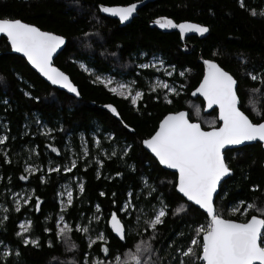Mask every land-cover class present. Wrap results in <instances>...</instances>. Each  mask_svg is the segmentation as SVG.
Masks as SVG:
<instances>
[{
    "label": "trees",
    "instance_id": "trees-1",
    "mask_svg": "<svg viewBox=\"0 0 264 264\" xmlns=\"http://www.w3.org/2000/svg\"><path fill=\"white\" fill-rule=\"evenodd\" d=\"M134 1L137 0H79V3L75 0H0V16L19 18L67 38V46L55 64L71 77L81 95L77 99L50 86L23 57L11 52L5 37L0 38V134H5L2 124L6 123L10 137L0 149L6 150L11 160V163H5L3 151H0V204L10 209L8 219L0 226V241L13 249L6 264H62L61 260L65 262L73 257L75 262L80 261L83 253L103 255L98 246L87 247L86 237L81 232L74 230L71 233L78 246L72 253L53 233L44 231L54 227L60 214L57 195L60 184L72 181V177H79L85 190L81 193L75 187L73 206L65 213L67 222L70 225L87 223L99 203L103 219L98 225L94 222L93 227L98 226L108 234L113 250L126 251L140 238L147 239L151 232L137 235L134 218L130 221L131 234L126 242L110 232L105 221L109 213L125 201L129 191L134 193L133 199L138 200V206L146 213H150L153 206L158 207L156 197L160 194L172 210L181 206L186 208V212L176 216L169 212L154 240L161 264H172V260L179 256L175 248H186L193 230L206 224L208 218L206 213L177 193L174 187L177 174L164 170L143 148L142 141L154 134L167 113L182 109L189 110L190 119L201 122L204 129L219 126L217 110L204 115V101L190 95L204 74L203 65L198 62L200 54L217 61L237 79L240 106L250 118L258 119L253 107L264 113V84L248 76L249 72L264 69V17L260 15L264 11V0H244L243 8L239 0H158L139 10V16L126 26L100 12L98 7L101 4L126 5ZM253 10L257 12L256 16L251 15ZM159 16H167L177 23L192 21L205 25L209 33L203 37L189 36L187 42L194 48L186 53L178 32H161L150 26V21ZM96 36L100 39L97 40ZM143 52L147 59L158 55L154 59L174 68L173 80L186 86L179 95H169L171 104L161 91H149L146 77L144 80L139 77L137 83L147 93L135 107L130 100L112 94L105 85L93 83L97 75L83 69L80 63H85L91 70L96 69L98 74L116 68L121 78H128L136 76L135 57ZM181 71L185 72L184 77L179 76ZM144 73L145 76L154 75V71ZM37 96L40 97L38 101L32 98ZM5 99L7 105L3 103ZM107 105L115 106L119 116L113 114ZM47 129L53 131L45 135ZM96 131L101 145L109 148L108 156L113 145L117 146L118 156L108 159L97 152L98 149H93ZM112 132L114 139L107 141L106 137ZM83 142L88 145V156L82 155ZM124 143L131 145V150L121 157L119 153L124 149ZM49 145L59 149V154ZM32 149L35 151H30ZM70 149L73 152H69ZM225 155L234 174L222 183L215 201L216 210L226 219L244 221L245 217L240 212H233L232 208H242L239 201L264 203V150L261 143H255L227 150ZM78 156L77 167L72 172H47L49 166L62 165L66 161L68 164ZM97 158L104 160L103 166L96 163ZM29 163L41 171L26 173L24 169ZM98 169L99 179L96 175ZM117 172L122 175L116 176ZM21 175H28V180H21ZM41 175L45 177L43 183ZM150 186L156 189L151 196L147 194ZM32 189L42 200L40 211L34 210L33 199L20 212H15L11 194ZM101 191L106 193L104 197L99 195ZM112 193L116 194L115 197ZM26 219L32 221L31 235L38 238L39 247L25 246L15 235L20 231V222ZM140 232H143L142 227ZM49 240L51 247L48 246ZM17 250L19 255H16ZM2 251L3 245H0ZM0 264L5 262L0 261Z\"/></svg>",
    "mask_w": 264,
    "mask_h": 264
},
{
    "label": "snow or ice",
    "instance_id": "snow-or-ice-1",
    "mask_svg": "<svg viewBox=\"0 0 264 264\" xmlns=\"http://www.w3.org/2000/svg\"><path fill=\"white\" fill-rule=\"evenodd\" d=\"M79 3V0H75ZM140 0H137L139 3ZM137 3H131L126 6H107L99 5V11L118 17L121 23L128 21L137 10ZM240 7H244V0H239ZM251 15L256 16L257 12L253 10ZM264 17V11L260 12ZM162 28L174 27L180 30L183 35L187 32H196L204 34L209 31L205 25L184 21L174 23L171 19L160 18L156 21ZM0 33L4 34L10 42L11 48L19 53H23L31 63L43 76L51 82L52 85L60 86L66 89L69 93L76 96L80 95L78 87L72 82L70 77L53 64V55L61 45L65 44V37L57 35L53 32L43 31L40 27L24 22L22 19L10 16H0ZM84 36H89V33H84ZM163 64V61H160ZM205 72L203 79L200 81L199 87L196 88L193 95L200 93L209 108L213 105L219 107V119L222 124L219 127L212 126L209 130H204L200 123L192 122L189 119L188 113L185 111L169 112L162 120H160L158 128L154 134L142 141V144L154 154L159 163L166 165L168 168L175 169L178 172V179L174 187L187 201L194 202L200 209H203L207 215V223L197 226L193 230V235L190 243L185 247H176L175 251L179 256L172 260V264H264V203L256 201L245 202L239 201L243 207L232 208L233 212H240L245 217L244 221L237 219H225L221 214L217 213L214 205V194L217 192L218 186L222 178L232 172L228 159L225 155L227 146L242 145L246 141L264 142V113L253 107L252 111L258 119L250 118L241 110V101L237 92V80L232 74L220 66L214 59L204 61ZM81 67H85L81 64ZM142 69L154 67L149 63L140 64ZM175 69L173 68V71ZM172 76V72L166 73ZM185 72H179V76H184ZM248 76L253 81H259L264 84V69L259 72H249ZM2 79V78H0ZM111 84V78L105 80L101 76H96L95 82ZM159 86L165 89L164 98L167 103L171 104L172 100L169 95H179L178 88L172 84L160 82L158 85H152L149 88L150 92H155ZM119 95L127 100H130L131 105L136 106L144 98V91L139 88L136 81L130 83H120L118 85ZM183 85H180L182 88ZM112 92H117V88L110 89ZM252 91H259L253 89ZM30 96V93H25ZM39 100L40 97H32ZM157 100L159 96L155 97ZM7 105L8 101H3ZM107 108L117 116L118 109L113 105H107ZM197 113L199 109L197 108ZM39 124V120L36 121ZM5 134H0V146L5 145L9 140L8 126L2 124ZM125 127H128L125 125ZM52 129H47L45 135L52 132ZM107 139H112L109 135ZM83 139V138H82ZM95 143L99 145L100 141L97 138ZM49 147H52L49 145ZM131 150V145L125 149H121L119 155L126 156ZM3 151L5 163H11L8 159L7 151ZM30 151H35L32 149ZM53 152L59 154V149L52 147ZM83 156H88L89 152L85 148ZM118 156V152L113 150L108 156V159ZM79 156L76 159H71L68 164L55 167L49 166L48 173L72 172L77 167ZM96 163L103 166L104 160L97 158ZM87 167V161L85 162ZM24 171L32 174L41 171L40 168L27 164ZM97 178L100 177V171L97 170ZM116 176L122 175L117 172ZM28 175H21V180H28ZM76 181L79 191L84 192V183L78 177H72ZM41 182H45L44 175L40 176ZM258 187V186H256ZM156 189L149 187L147 194L151 196ZM14 211L20 212L21 209L29 205L33 199L35 201L34 210L40 211L42 200L35 195V190L30 192L12 193ZM61 197L66 195L65 201L61 199V210L56 219L54 227L45 228V232L53 233L58 240L68 245L72 249H77L78 246L69 239L70 234L75 230L81 232L87 240V247L92 249L93 246H98L102 256H93L90 252L83 253L82 259L75 264H161L158 256V251L154 246V240L158 234V229L163 225L169 212L173 216L186 212L187 209L183 206L172 210L163 195L156 197L157 206L151 208L150 213H146L143 208L138 206V200H134V193L129 191L126 194L125 201L115 210L111 211L106 219V224L110 226V232L116 237L126 242L130 233L131 219L135 220L136 234L143 236L144 233H149L147 239L140 238L134 242L133 246H129L126 251L113 250L110 246L109 236L106 232L101 231L99 227H93L95 222L97 225L103 219V209L99 203L95 205V213L88 218L87 223H76L70 225L65 213L68 208L73 206L74 198L71 190L61 192ZM101 197L106 195L105 192L99 193ZM115 193L112 196L115 197ZM113 205L116 200H112ZM10 209L0 204V226L8 219ZM123 213V216L120 215ZM135 213V215H134ZM255 213V214H251ZM127 217L128 219H126ZM51 217H46L50 219ZM20 231L15 235L21 238V243L25 246L33 245L39 247L38 238L31 235L32 221L26 220L21 222ZM141 227L143 232H140ZM3 245V251L0 252V261L6 264L7 259L13 254V249L8 245ZM48 246H52L51 240L48 241ZM16 255H19L18 250Z\"/></svg>",
    "mask_w": 264,
    "mask_h": 264
},
{
    "label": "water",
    "instance_id": "water-1",
    "mask_svg": "<svg viewBox=\"0 0 264 264\" xmlns=\"http://www.w3.org/2000/svg\"><path fill=\"white\" fill-rule=\"evenodd\" d=\"M155 1H158V0H140V2L139 3H137V1H134V2H131V3H137V10H136V12L133 14V16L128 20V21H125L124 23H121L120 21H119V18L118 17H115V16H112V15H110V14H107L109 17H111V18H113V19H116V20H118L119 22H120V25L121 26H126V25H128L129 23H131V21L134 19V18H136V17H138L139 16V10H141L144 6H146V5H148L149 3H153V2H155ZM131 3H129V4H131ZM126 5H128V4H126ZM126 5H113V6H126ZM160 18H166V19H171V18H169V17H167V16H159V17H156V18H154L152 21H150V26L152 27V28H156V29H158L159 31H161V32H178L179 34H180V36H181V41H182V43H183V51L184 52H186V53H189V52H191L192 50H193V48H194V46L193 45H191L190 43H188L187 42V38L189 37V36H200V37H203V36H205V35H207L208 33H209V31L207 32V33H204V34H199V33H196V32H187V33H184L183 35L180 33V30L178 29V28H174V27H167V28H162V27H160V25L159 24H157L156 23V21L158 20V19H160ZM174 23H177V22H175L173 19H171ZM25 22V21H24ZM182 22H184V21H182ZM188 22H192V21H188ZM179 23H181V22H179ZM192 23H196V22H192ZM199 24V23H198ZM35 25V24H34ZM37 26V25H36ZM41 30H43V29H41ZM43 31H47V30H43ZM49 32H51V31H49ZM54 33V32H53ZM56 34V33H55ZM57 35H59V34H57ZM1 37H5L6 38V36L4 35V34H2V33H0V38ZM65 37V36H64ZM66 38V37H65ZM7 39V38H6ZM7 42H8V44L10 45V42L7 40ZM67 42H68V40H67V38L65 39V44L64 45H61V47L59 48V49H57V52L56 53H54V55H53V64H54V66L55 67H57V68H59L56 64H55V60H56V58L62 53V51L65 49V47L67 46ZM10 47H11V45H10ZM11 52L13 53V54H16V55H19V56H21V57H23L25 60H26V62L28 63V65L45 81V82H47L50 86H52V87H54V88H58L59 90H61V91H64V92H66L67 94H69V95H71V96H73V97H75V98H77V99H80L81 98V95H79V96H76L75 94H73V93H69L66 89H63V88H61L60 86H57V85H52L51 84V82L50 81H48L47 80V78L45 77V76H43V74H41L33 65H31V63L30 62H28V60H27V57H25L24 56V54L23 53H19V52H16V51H14L12 48H11ZM205 60H209V59H206V58H204L203 57V55H199V58H198V62L199 63H201L202 65H203V68H204V72H205V65H204V61ZM217 62V61H216ZM218 63V62H217ZM219 64V63H218ZM221 66V65H220ZM222 67V66H221ZM61 71H63L61 68H59ZM227 71V70H226ZM64 72V71H63ZM65 73V72H64ZM66 75H68L67 73H65ZM231 74V73H230ZM69 76V75H68ZM203 76H204V74H203ZM70 77V76H69ZM235 78V77H234ZM70 79H71V77H70ZM202 79H203V77H202ZM201 79V80H202ZM236 79V78H235ZM72 80V79H71ZM237 80V79H236ZM73 82V81H72ZM238 82V81H237ZM74 83V82H73ZM75 84V83H74ZM200 84V83H199ZM199 84L197 85V87L196 88H198L199 87ZM238 85H239V83L237 84V92H238ZM78 87V86H77ZM196 88H194L192 91H191V93H190V95H191V97L193 98V99H197V98H201L203 101H204V112L206 113V114H209V113H212L214 110H217V113H218V121H219V126L222 124V121H220V119H219V107L217 106V105H213L211 108H209L208 106H207V103H206V101H205V99H204V97L200 94V93H196L195 95H193V93L195 92V90H196ZM78 90H79V87H78ZM79 92H80V90H79ZM239 96V95H238ZM241 101V100H240ZM242 110V109H241ZM179 111H185L186 113H188V116H189V119H190V114H189V110H187V109H182V110H179ZM243 111V110H242ZM177 112V111H176ZM168 114V113H167ZM246 114V113H245ZM163 119V118H162ZM161 119V120H162ZM191 120V119H190ZM192 122H198V123H200V125H201V127L203 128V126H202V123L201 122H199V121H195V120H191ZM218 126V127H219ZM204 129V128H203ZM204 130H209V129H204ZM255 143H261L262 144V147H263V150H264V142H260V141H258V140H256V141H246V142H244V144H242V145H232V146H227V148H226V150H225V152L227 151V150H232V149H237V148H241V147H245V146H248V145H253V144H255ZM143 145V144H142ZM143 148L149 153V154H151L153 157H154V159L157 161V163L164 169V170H167V171H169V172H173V173H176L177 174V179H178V172H177V170H175V169H171V168H168L166 165H162V164H160L159 163V161H158V159L157 158H155V156H154V154L153 153H151V151L149 150V149H147L144 145H143ZM263 167H264V162H263ZM233 174H234V170H232V172L229 174V175H227L226 177H224V178H222V180H221V182H220V185L218 186V189H217V192L214 194V205H215V208H216V204H215V201H216V198H217V196H218V194H219V192H220V187H221V185H222V183L225 181V180H227L228 178H230L231 176H233ZM176 191H177V193L179 194V195H181L182 197H183V194H181V193H179L178 192V190L176 189ZM186 201H187V198L186 197H183ZM188 202H190L191 204H193L195 207H197V208H199V206L198 205H195L194 204V202H191V201H188ZM200 209V208H199ZM201 211H203L204 212V210L203 209H200ZM205 213V212H204ZM224 218V217H223ZM226 219V218H225ZM114 234V233H113ZM115 235V234H114ZM116 236V235H115Z\"/></svg>",
    "mask_w": 264,
    "mask_h": 264
},
{
    "label": "rangeland",
    "instance_id": "rangeland-1",
    "mask_svg": "<svg viewBox=\"0 0 264 264\" xmlns=\"http://www.w3.org/2000/svg\"><path fill=\"white\" fill-rule=\"evenodd\" d=\"M95 38H97V40L98 39H100V37L99 36H96ZM90 45H92V43L90 44ZM152 57H150L151 59L152 58H156V56H158V55H151ZM155 61H157V63L159 64V66H157V71H158V75L155 77V78H153L152 80H150V83L149 84H152V82H153V80H154V85H158L160 82H167V83H169L170 84V82L169 81H167L165 78H166V76H165V74L167 73V72H169V71H171L172 72V74L174 73V71H173V69L172 68H167L166 67V65L164 64V62H163V64H161L160 63V61L159 60H157V59H154ZM81 64H84L85 65V67H83V69H87V71H89V72H93V70H91V68H88V66L85 64V63H83V62H80ZM155 64H156V62H155ZM129 66V65H128ZM114 69H116V68H114ZM160 75V76H159ZM103 78H105V80H107L108 78H107V76L106 75H101ZM168 76V75H167ZM185 76V75H184ZM183 76V77H184ZM114 82V81H113ZM123 83H126V82H123ZM107 84V83H106ZM119 84H120V82H119ZM173 84L174 85H176V86H179V88H178V91H181L182 90V88L183 87H185V85H183V87L182 88H180V85H182V84H180L179 82H177L176 80H174L173 81ZM183 84H185V83H183ZM148 87H149V85H147ZM156 89L157 90H159V91H161L162 93H164L166 90L165 89H162V88H160L159 86H157L156 87ZM111 93L112 94H114V92H112L111 91ZM119 93V91H117L115 94L117 95ZM163 96H164V94H162ZM201 108L199 107V110H200ZM203 114L204 115H209V114H206L204 111H203ZM205 119H207V118H205ZM83 138V137H82ZM94 147H93V149H98L97 150V152H101L102 153V155L103 156H105V157H107L108 156V154H109V148L107 147V146H102L101 145V141H100V138H99V136H98V133H97V131H96V134H94ZM99 139V141H100V143H99V145L97 144V143H95V141H96V139ZM114 138H112V139H107V141H111V140H113ZM82 147H83V149H85V148H87L88 147V145H87V143L86 142H83V144H82ZM109 147H111V146H109ZM113 147L114 148H112L111 149V151H110V153L113 151V150H117V146L116 145H113ZM127 147V144L126 143H124L123 144V148L125 149ZM100 148V149H99ZM71 151H69V152H73L72 151V149H70ZM95 155H97V153H95ZM65 164H67V161L64 163V164H62V165H65ZM64 173V172H63ZM79 178V177H78ZM79 180H80V178H79ZM72 181H73V183H72ZM72 181H70V180H68V181H66V182H63L62 184H60V187H59V189H58V193H57V195H58V202H59V205H60V207H61V199H63L64 201H65V207H67V205H66V200H67V197H66V195L64 196V197H61L59 194L61 193V192H67V191H69V190H75V187H77V183H76V181L75 180H73L72 179ZM78 188V187H77ZM61 209V208H60ZM59 216V215H58ZM57 219H58V217H57ZM26 220H29V219H26ZM26 220H23L22 222H24V221H26ZM21 223V222H20ZM20 225V224H19ZM69 239L71 240V241H73L72 240V238H71V234H70V237H69ZM61 241V240H60ZM62 242V241H61ZM74 242V241H73ZM63 243V242H62ZM75 243V242H74ZM64 244V243H63ZM65 245V247L68 249V252H72L73 253V251L72 250H74V249H72L71 247H69L68 245H66V244H64ZM62 264H73V263H75V259H74V257L73 258H71V259H69V260H65V262H64V260H61L60 261Z\"/></svg>",
    "mask_w": 264,
    "mask_h": 264
},
{
    "label": "flooded vegetation",
    "instance_id": "flooded-vegetation-1",
    "mask_svg": "<svg viewBox=\"0 0 264 264\" xmlns=\"http://www.w3.org/2000/svg\"><path fill=\"white\" fill-rule=\"evenodd\" d=\"M117 21H118V20H117ZM118 22H119V21H118ZM119 24H120V22H119ZM154 55H156V54H154ZM145 57H146V54H145L144 52H143V54H142L141 56L138 55V56L135 57V66H136V69H135V75H136V76H133V77L121 78L122 75L119 74V73H118V70H117V69H114V68H112L111 71H108L107 73H104V74H98V73L96 72V69H94V70H93V73L96 74L97 76L106 75L107 78H111L112 81H114V82H112L111 84L101 83V82H99V81H97V83H101V84L105 85L109 91H110V89L113 88V87L117 88V91H120V89H119V87H118L119 82H120V83H123V82L130 83V82H132V81L134 80V81H136L137 86H138L139 88H141V89L144 91L145 95H146V93H147L146 90H145L143 87L139 86V84L137 83V82H138V78H139V77H140V78L142 77L141 79L144 80L145 77H146V80H147V82H148L147 85H149L148 88H150V86L154 85V84H153V83H154V80H153L152 84H149V81L152 80L153 78H155V77L158 75V71H157L158 68H157V66H159V64L157 63V61L154 60V58H152V60H151V59H147V58H145ZM151 57H152V56H151ZM149 62H151V63L154 65V67H150V68H148V69H142V68H139V67H138L140 64L149 63ZM155 62H156V64H155ZM144 71H154V75H153V76H150V75L145 76ZM173 75H174V74H173ZM159 76H160V75H159ZM101 77H102V76H101ZM168 81H170V84H172L173 86L179 88V86H176V85L173 84V81H174V80H173V76H172V79H171V80H168ZM185 87H186V86H185ZM185 87L182 88L181 92L184 91ZM110 92H111V91H110ZM155 92H159V90L156 89ZM114 95H116V94H114ZM145 95H144L143 100L145 99ZM116 96H117V97H121L119 94H117ZM121 98H124V97H121ZM124 99H125V98H124ZM143 100H142V101H143ZM139 104H140V102H139L138 105H136L135 107H138ZM111 135L114 136V133L112 132ZM113 138H114V137H113ZM74 192H75V191H74ZM73 196H74V194H73Z\"/></svg>",
    "mask_w": 264,
    "mask_h": 264
},
{
    "label": "built area",
    "instance_id": "built-area-1",
    "mask_svg": "<svg viewBox=\"0 0 264 264\" xmlns=\"http://www.w3.org/2000/svg\"><path fill=\"white\" fill-rule=\"evenodd\" d=\"M168 69H169V67L168 66H166ZM175 73V72H174ZM173 73V74H174ZM173 74H172V76H173ZM165 76H166V80L168 81V80H171V78H172V76H167V74H165ZM170 82V81H169ZM72 193L74 194V190H72ZM23 194V193H22ZM22 222V221H21Z\"/></svg>",
    "mask_w": 264,
    "mask_h": 264
},
{
    "label": "bare ground",
    "instance_id": "bare-ground-1",
    "mask_svg": "<svg viewBox=\"0 0 264 264\" xmlns=\"http://www.w3.org/2000/svg\"><path fill=\"white\" fill-rule=\"evenodd\" d=\"M151 60H152V59H151ZM115 93H116V92H115ZM115 93H114V94H115ZM263 168H264V167H263Z\"/></svg>",
    "mask_w": 264,
    "mask_h": 264
}]
</instances>
